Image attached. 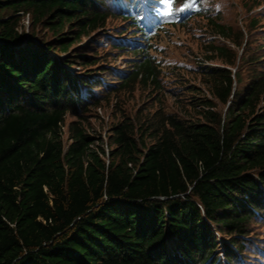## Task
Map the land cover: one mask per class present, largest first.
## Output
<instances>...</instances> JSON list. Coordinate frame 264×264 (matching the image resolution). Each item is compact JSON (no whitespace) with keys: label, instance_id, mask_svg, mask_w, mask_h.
I'll use <instances>...</instances> for the list:
<instances>
[{"label":"trees","instance_id":"obj_1","mask_svg":"<svg viewBox=\"0 0 264 264\" xmlns=\"http://www.w3.org/2000/svg\"><path fill=\"white\" fill-rule=\"evenodd\" d=\"M203 1L165 16L162 0H0V264H264V44L250 43L264 0L236 33ZM197 16L241 49L212 46L209 90L182 84L193 97L177 113L153 110L155 93L181 91L155 42ZM112 18L130 27L106 56L68 54ZM145 24L155 54L111 73L102 62L141 52ZM136 92L149 99L128 112ZM112 93L105 141L90 120Z\"/></svg>","mask_w":264,"mask_h":264},{"label":"rangeland","instance_id":"obj_2","mask_svg":"<svg viewBox=\"0 0 264 264\" xmlns=\"http://www.w3.org/2000/svg\"><path fill=\"white\" fill-rule=\"evenodd\" d=\"M203 3L205 5H212V12L213 14L219 13L221 16L220 22L223 25H227L233 28L234 32L236 33L239 29H246V25L249 23L250 19L245 18L247 16L248 8L252 5V2L249 0H211L209 3V0H204ZM264 14V5L257 8V10L254 12V14ZM251 15V14H250ZM215 18V17H213ZM28 17L25 18L24 24L26 30H24L26 33H29L30 28L28 24ZM208 20L206 18L201 17H195L192 19V21L186 25L185 27H173L168 30V34H166L164 37H160L156 40V46H167V49L164 51V57L168 60V62L172 63V65H166L164 70L168 73L169 81L170 83H167L168 87H171L172 89L178 91V89L181 87V91L179 96L175 99L169 93L161 94V93H155L153 99L156 100V103L154 105V109L156 110L158 108L164 107L167 111L177 113L180 109L181 105L179 104L178 100L180 97H183L184 101H188L187 98L193 97V95H187L188 93L184 91V84L185 86H196L197 88H201L203 92L208 91L210 85H205L203 82L204 76L201 74V66H222V60L216 58V53L210 52L212 46L216 47H228L231 51L238 52L240 49H237L236 47H233L230 41H224L219 36H214L210 32V28H208ZM264 24V21L262 22ZM129 23L125 21H121L116 18H112L109 20V24L107 26V30L100 32L104 33L106 35H111V33L116 31H125V28H129ZM132 30H130L131 33ZM264 32V31H263ZM260 32L257 34L256 37L252 38L250 40V43L253 44V48L258 49V46L260 44H264V33ZM134 33V32H132ZM128 35V34H127ZM125 35V37L127 36ZM99 36V34L92 35L90 37H84L83 41L79 42L76 47L72 48L71 51L68 52V54H79L84 51V48H91L89 45H92V47L96 46L95 40ZM49 37H52L51 33ZM259 39V40H258ZM153 43V41H152ZM107 49H99L100 55L103 57L106 56V53L110 52ZM82 50V51H81ZM113 53H117L116 50L112 51ZM111 52V53H112ZM89 53V52H87ZM123 57H120L118 60H108L105 62H102V65H107V67H110V69H128L130 65V61H133L132 58L137 56H144L141 52L137 54L128 53L123 54ZM150 54H155L152 50H150ZM64 55V54H63ZM215 56V59L208 60V57ZM137 56V57H138ZM163 59V57H160V60ZM108 62V63H107ZM99 65V64H98ZM75 68L71 69L73 71L79 72V68L77 66H74ZM99 67V66H98ZM177 67H180V69H177ZM102 67L96 68L101 69ZM95 69V70H96ZM98 72V71H96ZM114 71L112 70L111 73ZM109 76L111 74H108ZM181 83L179 85L173 84L175 82ZM168 91V90H167ZM104 95L106 92H103ZM113 94V93H112ZM110 97L109 101L103 102V107L98 108L96 113L94 114V118L97 116V113L99 116L98 119H91V126L96 134L103 133L102 137L106 141L105 133L107 132V126L113 121L111 119L114 108V102H116V95H112ZM118 95V94H117ZM119 95H121L119 93ZM196 95V94H195ZM206 95L210 98V94L206 93ZM124 101L125 109L129 112L134 113L137 108H139L141 105L146 103V101L149 99L148 95H143L139 92H136L133 95H130L129 97L125 98ZM113 117V116H112ZM120 115H116V122L118 121ZM101 119V120H100ZM104 120V121H103ZM115 120V119H114ZM70 121V120H69ZM264 233V232H263Z\"/></svg>","mask_w":264,"mask_h":264},{"label":"snow or ice","instance_id":"obj_3","mask_svg":"<svg viewBox=\"0 0 264 264\" xmlns=\"http://www.w3.org/2000/svg\"><path fill=\"white\" fill-rule=\"evenodd\" d=\"M163 3L166 5V11L164 12L165 16H171L174 14V2L175 0H162ZM196 0H186L183 6L179 9L180 11H184L187 8L192 7L195 4Z\"/></svg>","mask_w":264,"mask_h":264}]
</instances>
